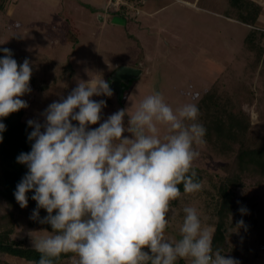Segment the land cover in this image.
Returning <instances> with one entry per match:
<instances>
[{
    "label": "rangeland",
    "instance_id": "obj_1",
    "mask_svg": "<svg viewBox=\"0 0 264 264\" xmlns=\"http://www.w3.org/2000/svg\"><path fill=\"white\" fill-rule=\"evenodd\" d=\"M60 1L55 6L48 0H8L0 11V44L14 42L29 53L32 76L39 84L34 92L20 97L27 102L30 114L37 116V112L43 119L48 105L66 98L79 80L102 73L113 95L92 98L106 101L101 122L120 109L135 111L145 96L160 92L173 110L202 102L199 122L203 126L217 117L227 123V112L243 111L250 117L251 135L264 137V63L256 62V53L243 44L251 28L225 17L234 15L228 0H130L123 13L110 5L113 0ZM261 6L260 17L264 18V4ZM69 14L75 16L80 31L73 43L63 42L60 36L67 29L65 18ZM252 28L264 33V24ZM256 37L257 44L264 48V38L259 39V34ZM33 53L45 61L39 62ZM121 67L139 74L120 81L119 92L110 82ZM214 88L216 99L203 100ZM90 127H99V123ZM204 140L197 147L200 156L193 164L203 177L202 189L183 192L171 202L170 215L174 216L170 228L179 229L184 207H195L202 226L214 231L215 225L223 222L227 244L223 254L240 264H264L259 262L264 257V251L259 250L264 244V181L257 185V178L245 175L241 186L233 190V213L220 219L216 214L218 189L234 168L230 162L235 152L224 154L219 141H209L206 136ZM240 208L246 212L241 213ZM5 211L0 200V214ZM241 220L244 225L238 226ZM29 231L33 230L21 221L10 238L32 248ZM168 236L179 239V232ZM3 260L7 264H29L9 255Z\"/></svg>",
    "mask_w": 264,
    "mask_h": 264
},
{
    "label": "clouds",
    "instance_id": "obj_2",
    "mask_svg": "<svg viewBox=\"0 0 264 264\" xmlns=\"http://www.w3.org/2000/svg\"><path fill=\"white\" fill-rule=\"evenodd\" d=\"M0 51V118H6L28 107L20 97L31 92L33 69L27 58L18 65L10 49ZM112 95L103 74L95 73L49 104L42 123L27 121L33 129L31 151L16 159L28 171L14 197L26 208V194L33 192L36 209L30 219L51 227L29 231L40 254L29 264H59L69 253L70 264H177L181 259L240 264L214 249V233L202 226L195 207L183 208L179 239L166 235L174 216L170 204L181 195L178 186L185 194L202 189L193 167L206 135L198 106L173 110L160 92H153L135 111L120 109L101 122L106 101L92 98ZM5 130L0 123V133ZM40 209L47 212L43 218Z\"/></svg>",
    "mask_w": 264,
    "mask_h": 264
},
{
    "label": "trees",
    "instance_id": "obj_3",
    "mask_svg": "<svg viewBox=\"0 0 264 264\" xmlns=\"http://www.w3.org/2000/svg\"><path fill=\"white\" fill-rule=\"evenodd\" d=\"M7 2L8 0H0V11H3ZM227 2L234 15L226 14L225 17L232 18L251 28L246 34L243 44L248 51L253 54L256 53V62L258 61L260 64L264 63V48H261L260 44L256 42L257 34H259V39H262L264 38V33H258L257 30L252 28L255 27L261 16L262 6L252 0H228ZM68 24L69 26L64 31L61 40L63 42H76L79 30L70 24V22ZM3 48L11 50L13 58L17 61L18 65L23 63L26 58L30 60V57L28 58L29 53L21 50L14 42L9 41L5 44H0V49ZM3 55V51H0V58ZM34 55L39 62L45 61L39 57L38 53ZM36 83L38 82L35 80V77L31 76L30 88L33 92L36 90L35 86L39 85ZM209 91L212 92L211 95H209V92H206L202 98L203 100L209 97L214 98L213 95L218 93L217 88ZM200 104L202 105L203 103H199V112H201ZM36 114L37 116L30 114L27 108H24L18 112L11 113L6 118H0V123L6 125V130L0 133L3 136V140L0 142V200L6 206V211L0 214V264H7L3 260V256L5 255L23 259L27 262L37 261L40 257V254L33 248L28 247L25 242L11 240L10 237L14 233L17 223L23 221L30 230L47 229L51 231L50 225L41 224L38 221L30 219L31 214L36 209V201L31 199V196L34 194L33 192L26 194L28 197V206L26 208H21L14 197L17 184L28 171L26 165L18 163L16 159L20 153L31 151L32 141L28 140V134L33 129L29 127L27 121L37 120L41 123L43 122L41 115L37 112ZM26 116L29 118H26ZM226 116L228 119L227 123L220 120L221 117H217L218 119L216 118L212 122L204 123L207 140L212 141L214 138L215 141H219L224 154L231 151L235 152L234 158L230 162L234 168L230 169V176L223 180L218 189L219 204L216 214L220 219L233 213L235 207L233 203V190L241 186V180L245 175L257 178V185L264 181V137L256 138L251 135L250 117L245 112L230 111L226 113ZM194 169L197 172L198 180L201 182L203 177L200 171L197 168ZM178 187L181 193H183V185L181 184ZM46 215L47 212L44 209L39 210L40 218ZM213 233V247L214 249H222L223 254L227 248V244H225V228L222 221H219L215 225ZM71 255V253L62 255L59 264H70L69 257Z\"/></svg>",
    "mask_w": 264,
    "mask_h": 264
},
{
    "label": "crops",
    "instance_id": "obj_4",
    "mask_svg": "<svg viewBox=\"0 0 264 264\" xmlns=\"http://www.w3.org/2000/svg\"><path fill=\"white\" fill-rule=\"evenodd\" d=\"M48 1H51L53 4H55V6H59L60 4H61V1L60 0H48ZM252 1H254V2H256L257 4H259V5H262V4H264V2H260V0H252ZM65 14H67V13H65ZM262 17V16H261ZM261 17H259V19H258V21H257V23H256V25L259 23V24H264V21H262V20H264V18H261ZM65 20L67 21V28H68V26H69V24H68V22H70V24H72L76 29H78L79 30V28L76 26V24H75V20H76V18H75V16L74 15H72V14H69L68 15V17L67 18H65ZM235 21V20H234ZM237 22V21H236ZM239 23V22H238ZM247 26V25H246ZM247 27H249V26H247ZM250 28V27H249ZM67 30V29H66ZM65 30V31H66ZM63 33H64V31H62L61 32V34H60V36H62L63 35ZM79 34H80V31H79ZM183 213V212H182ZM182 213H180V214H182ZM181 223H182V220H181ZM172 228V227H171ZM170 227L168 228V229H166V235L168 236L169 234H170V232H172V233H178L179 232V229H171ZM168 238H169V236H168ZM261 258V257H260ZM259 262H262V263H264V257H262L261 258V260H259ZM177 264H187V261L186 260H183V259H181V260H178L177 261Z\"/></svg>",
    "mask_w": 264,
    "mask_h": 264
},
{
    "label": "water",
    "instance_id": "obj_5",
    "mask_svg": "<svg viewBox=\"0 0 264 264\" xmlns=\"http://www.w3.org/2000/svg\"><path fill=\"white\" fill-rule=\"evenodd\" d=\"M138 74L139 71L135 69L121 67L114 73L113 77L111 78L112 80L111 84L115 89H117L120 92L121 90L120 81L129 79L131 77H135Z\"/></svg>",
    "mask_w": 264,
    "mask_h": 264
},
{
    "label": "built area",
    "instance_id": "obj_6",
    "mask_svg": "<svg viewBox=\"0 0 264 264\" xmlns=\"http://www.w3.org/2000/svg\"><path fill=\"white\" fill-rule=\"evenodd\" d=\"M110 5L113 6V7H119V8H120V11H119V12L123 13V12H122V9H123L124 7L129 8V6L131 5V1H130V0H113V1L110 3ZM127 10H128V9H127ZM127 10H126V11H127ZM126 13H127V12H126ZM259 250L264 251V244H262V245L260 246Z\"/></svg>",
    "mask_w": 264,
    "mask_h": 264
}]
</instances>
